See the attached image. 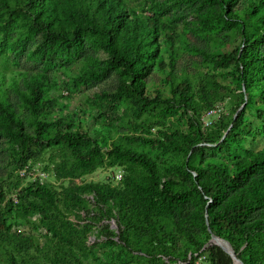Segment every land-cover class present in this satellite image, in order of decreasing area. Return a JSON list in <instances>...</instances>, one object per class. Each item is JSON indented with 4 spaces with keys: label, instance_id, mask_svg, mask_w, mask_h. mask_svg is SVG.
<instances>
[{
    "label": "rangeland",
    "instance_id": "1",
    "mask_svg": "<svg viewBox=\"0 0 264 264\" xmlns=\"http://www.w3.org/2000/svg\"><path fill=\"white\" fill-rule=\"evenodd\" d=\"M117 1L121 15L116 19L122 26L137 30L143 24L142 32L152 36L151 54L142 59L146 70L140 80L141 93L140 87L129 88L122 96L117 92L124 81L130 83V74L112 61L100 35L87 33L79 52H61L45 62L44 37L31 29L36 26L24 9L25 1L0 0V27L11 18L6 30H0V97L5 108V116L0 115V187L4 195L0 223L4 204L7 206L0 234V264H211L208 247L214 244L202 218L204 203L189 198L180 206L169 207L153 217L154 232L134 216L119 221L115 209L108 213L91 191L80 188L99 183L123 190L125 166L104 163L79 174L72 150L54 139L56 129L83 131L90 145L103 152L116 145L145 154L154 164L147 178L156 184L166 179L181 181L186 166L205 167L214 159H220L229 170L234 160L264 164V114L260 117L258 113L264 110L259 95L263 80L261 76L250 79L248 99L235 65L214 63L218 55L241 48L244 41L261 43L264 54V10L251 18L256 27L248 25L247 40L240 33L243 18L257 0H232V18L227 17V23L213 17V23L205 21L214 0ZM33 78L42 82L47 102L40 115L26 103V83ZM185 78L194 92L206 96L203 100L194 96L199 102L196 114L179 104L171 92ZM153 98L157 101L143 111L135 109L134 100ZM243 104L242 123L236 131L240 138L220 152L215 144ZM38 120L58 121V126L37 140L34 129ZM19 135L28 139L25 153H21ZM135 136L156 143L126 139ZM143 173L136 170L137 176ZM254 177L264 178V165ZM35 183L55 194L57 208L47 210L48 218L40 212L44 205L39 199L22 193ZM189 226L193 234L185 232ZM241 243L237 241V245ZM241 254L254 264H264V233L255 238L249 254Z\"/></svg>",
    "mask_w": 264,
    "mask_h": 264
},
{
    "label": "trees",
    "instance_id": "2",
    "mask_svg": "<svg viewBox=\"0 0 264 264\" xmlns=\"http://www.w3.org/2000/svg\"><path fill=\"white\" fill-rule=\"evenodd\" d=\"M24 1V9L33 16V18L30 17V20L36 26H31V29L41 31L43 34L41 50L45 62H49L53 55H58L61 52L67 54L79 52L83 36L87 33L100 35L109 50L112 61L123 65L130 74V83L124 81L117 94L122 96L123 93L129 92V88L136 87H140L141 93L140 80L146 70L142 59L151 54L149 49L152 45V36L142 32L143 24H139L137 30L122 26V22L116 19L121 15L120 3L117 0ZM231 2L232 0H214L213 11L206 12L205 21L213 23L211 20L213 17L217 22L227 23L226 18L231 15V11H229ZM259 10H264V0H257V3L248 9L240 24V33L245 40L249 38L248 25L256 27L255 22L252 25L251 18ZM10 22L11 18L6 25L0 27V30H6ZM259 45L261 43L250 45L244 41L241 48L237 47L230 53L218 55L214 59L215 65L219 67L235 65L236 72L243 82V91L245 87L248 99H251L248 92L251 78L261 76L264 86V54L261 53ZM170 71H172V67ZM26 86V103L36 115H40L47 106V102L43 100L42 82L33 78L26 83ZM171 92L179 104H184L188 111L194 114L199 108V102L195 100L194 96L198 95L200 100L206 98L203 93L194 92L192 83L186 78L176 84ZM259 95L264 101V89ZM156 101L155 98L150 101L136 99L134 100L135 109L138 112L143 111ZM243 109L244 105L236 118L229 122L228 126L231 124V127L225 137L221 141L219 139L215 144L220 152L229 149L230 142H235L240 138L236 131L242 123L241 112ZM0 112L1 116H5L1 97ZM258 113L261 117L264 110H259ZM57 126L58 121L38 120L34 129L35 137L38 140L45 132L53 130ZM18 139L21 153H25L28 148V139L21 135L18 136ZM54 139L62 140L72 150L75 169L79 174L89 173L104 163L125 166L127 176L123 190L99 183H89L80 188L81 191H91L97 202L102 207L106 206L108 213L112 214L115 209L119 221L134 216L144 222L143 226L146 230L154 232L156 223H154L153 217L162 214L169 207L180 206L186 199L197 198L204 203L202 218L204 217L205 221L204 213L207 211L211 232L219 238L227 240L244 264H254L252 260L245 258L241 253L249 254L255 238L264 233V178L256 180L254 177L259 167L264 165L263 162L234 160L232 169L229 170L220 159H214L205 167L186 166L187 170L182 174L181 181L166 179L156 184L147 178L146 174L152 171L154 164L145 154L121 150L116 145L110 146L106 152H103L99 147L90 145L88 135L79 130L69 133L56 129ZM126 139L131 142L151 145L156 143V140L140 136L127 137ZM137 169L144 173L137 176ZM66 174L67 172H64V175ZM22 193L39 199L44 205L40 212L47 218V210L57 208L54 192L42 184L35 183L34 186L25 188ZM3 200L4 195L0 187V203ZM6 208L7 206L4 204L5 211L1 214L0 234L4 225L3 218ZM205 226L207 229L206 223ZM185 232L193 234L192 226L185 228ZM121 236L119 237L121 238ZM166 237L169 242L172 241L169 234ZM238 240L242 241L240 245H237ZM214 245L208 247L210 263L232 264L231 258L228 257L230 255L218 245H216L219 250L217 251ZM242 245L244 246L242 252L238 253V249Z\"/></svg>",
    "mask_w": 264,
    "mask_h": 264
},
{
    "label": "water",
    "instance_id": "3",
    "mask_svg": "<svg viewBox=\"0 0 264 264\" xmlns=\"http://www.w3.org/2000/svg\"><path fill=\"white\" fill-rule=\"evenodd\" d=\"M245 103V102H244ZM244 105V104H243ZM242 106H240V108L235 112L233 119L236 118L237 114L239 113V111L242 109ZM231 127V124L228 126V128L224 131V133L222 134L220 141L225 137L226 133L228 132L229 128ZM200 189V187H199ZM209 202V201H208ZM205 216V223L207 225V230L210 232V241H215L216 239H219V237L217 235H215L214 233L211 232L210 227H209V220H208V216H207V211H205L204 213ZM227 243H229L227 240H225ZM230 244V243H229ZM232 253L230 256H228V254L225 253V255H227L228 257L231 258L232 260V264L235 263H239V264H244L242 262V260L237 256V254L234 252L233 248L231 249Z\"/></svg>",
    "mask_w": 264,
    "mask_h": 264
},
{
    "label": "bare ground",
    "instance_id": "4",
    "mask_svg": "<svg viewBox=\"0 0 264 264\" xmlns=\"http://www.w3.org/2000/svg\"><path fill=\"white\" fill-rule=\"evenodd\" d=\"M211 242L220 246L225 252H227L229 255H231L232 246H231V244L227 243L225 241V239L219 238V239H216L215 241H211ZM235 264H238V263H235Z\"/></svg>",
    "mask_w": 264,
    "mask_h": 264
}]
</instances>
